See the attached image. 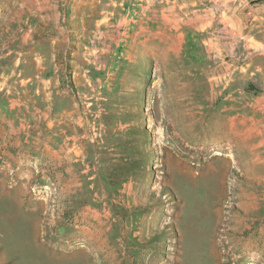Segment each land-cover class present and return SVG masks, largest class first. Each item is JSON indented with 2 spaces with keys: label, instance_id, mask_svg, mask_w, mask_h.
<instances>
[{
  "label": "rangeland",
  "instance_id": "374dc122",
  "mask_svg": "<svg viewBox=\"0 0 264 264\" xmlns=\"http://www.w3.org/2000/svg\"><path fill=\"white\" fill-rule=\"evenodd\" d=\"M157 1L0 0V264H264L243 243L244 173L216 131L228 64L196 7L163 14ZM36 55L87 103L85 132L102 153L101 246L62 230L60 216L84 223L82 205L66 216L57 185L26 192L46 194L52 222L14 194V135L35 127L9 122L27 117L13 99L39 80L24 75Z\"/></svg>",
  "mask_w": 264,
  "mask_h": 264
},
{
  "label": "crops",
  "instance_id": "0c3cea01",
  "mask_svg": "<svg viewBox=\"0 0 264 264\" xmlns=\"http://www.w3.org/2000/svg\"><path fill=\"white\" fill-rule=\"evenodd\" d=\"M146 1L148 5L143 8H150L154 3ZM156 6L163 14L170 8L196 7L205 16L203 28L212 29L207 30L212 34L207 36L208 42L215 44L228 64L229 71L221 75L223 87L219 93L225 96L220 105V127L216 124V131L222 141L231 145L243 169L239 199L242 212L239 220L243 225L239 223L238 228L245 234L243 243L252 256L257 253L261 256L254 255L255 261H259L264 258V0H158ZM215 15L220 16V35H213L217 29L213 26ZM25 59L29 66L25 67L24 75L39 80L25 87L21 84L13 99L16 111L28 113L27 117L17 114L19 117L9 124L31 122L35 127L25 135L22 132L17 135L15 130L14 194L28 199L31 205L45 206L42 219L48 217L52 222L46 194L42 195L45 201H40L33 196L27 198L26 192L34 183L57 185L58 203L65 208L66 216L78 213L76 206L82 205L84 224L79 227L74 222L73 226L65 222V215L60 216L62 230L78 231L101 246V207L95 206L101 204L99 189L104 182L102 153L92 143L95 136L85 132L87 103L81 91L77 97L71 89L61 87L60 70L47 68L45 57L36 55ZM20 71L22 74L23 70ZM234 72L237 75H232ZM6 179L2 181L8 182ZM247 221L254 225L253 236L248 238L246 231L251 226ZM45 231L49 233L52 228L48 226Z\"/></svg>",
  "mask_w": 264,
  "mask_h": 264
},
{
  "label": "built area",
  "instance_id": "2783aa9c",
  "mask_svg": "<svg viewBox=\"0 0 264 264\" xmlns=\"http://www.w3.org/2000/svg\"><path fill=\"white\" fill-rule=\"evenodd\" d=\"M48 188V185H45V184H34L32 186V190L35 192V193H40V192H43V191H46Z\"/></svg>",
  "mask_w": 264,
  "mask_h": 264
},
{
  "label": "bare ground",
  "instance_id": "6f19581e",
  "mask_svg": "<svg viewBox=\"0 0 264 264\" xmlns=\"http://www.w3.org/2000/svg\"><path fill=\"white\" fill-rule=\"evenodd\" d=\"M7 172H9V171H7ZM9 173H10V172H9ZM13 174H14V173H13ZM13 174H12V175H13ZM7 177H8V176H7ZM9 179H10V178H9ZM6 180H7V179H6ZM9 181H10V180H9ZM12 182H13V181H12ZM13 187H14V186H13ZM11 188H12V187H11Z\"/></svg>",
  "mask_w": 264,
  "mask_h": 264
}]
</instances>
